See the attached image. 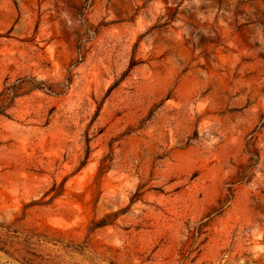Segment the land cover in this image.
Returning a JSON list of instances; mask_svg holds the SVG:
<instances>
[{
    "label": "rangeland",
    "instance_id": "374dc122",
    "mask_svg": "<svg viewBox=\"0 0 264 264\" xmlns=\"http://www.w3.org/2000/svg\"><path fill=\"white\" fill-rule=\"evenodd\" d=\"M21 77L0 264H264V0H0Z\"/></svg>",
    "mask_w": 264,
    "mask_h": 264
},
{
    "label": "trees",
    "instance_id": "16d2710c",
    "mask_svg": "<svg viewBox=\"0 0 264 264\" xmlns=\"http://www.w3.org/2000/svg\"><path fill=\"white\" fill-rule=\"evenodd\" d=\"M23 88H27L28 90L26 92H23ZM34 90H45L50 93L54 92V85H46L45 83H39L34 81L33 78H18L16 81L12 84H5L3 88L0 91V116L9 117V114L7 113L8 110L13 106L15 100L25 93L34 91ZM257 156V155H255ZM252 160V158H251ZM254 163H251L247 166V168L252 167ZM243 173V174H242ZM241 176L239 177V181H242L245 177L244 171H242ZM201 228V227H200ZM200 228H198L195 233L200 232Z\"/></svg>",
    "mask_w": 264,
    "mask_h": 264
}]
</instances>
